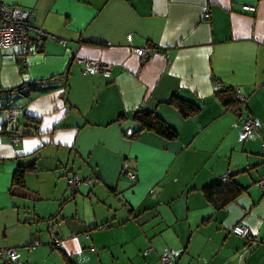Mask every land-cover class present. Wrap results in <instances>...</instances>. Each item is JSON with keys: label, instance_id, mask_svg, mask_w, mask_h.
Wrapping results in <instances>:
<instances>
[{"label": "crops", "instance_id": "0c3cea01", "mask_svg": "<svg viewBox=\"0 0 264 264\" xmlns=\"http://www.w3.org/2000/svg\"><path fill=\"white\" fill-rule=\"evenodd\" d=\"M7 2L59 39L41 40L24 64L0 50L1 88L59 82L12 96L30 97L16 117L39 118L36 133L17 143L0 133V248H14L12 264H163L162 254L171 264H264V0ZM142 46L146 60L134 51ZM75 57L110 71L84 74ZM224 86L245 104L227 109L215 95ZM172 94L198 113L183 118ZM139 108L177 137H131ZM247 116L257 131L243 138ZM18 166H29L23 187L12 184ZM74 175L91 179L68 184ZM223 175L247 190L218 207L202 188ZM235 224L249 236L232 233Z\"/></svg>", "mask_w": 264, "mask_h": 264}, {"label": "built area", "instance_id": "2783aa9c", "mask_svg": "<svg viewBox=\"0 0 264 264\" xmlns=\"http://www.w3.org/2000/svg\"><path fill=\"white\" fill-rule=\"evenodd\" d=\"M243 8L248 11H255L256 9L255 6L252 5H244ZM203 17L204 19L209 18V12L207 10ZM32 19V12L16 7H8L0 0V48L4 51V57L22 61L24 64L26 56L37 49L38 43L41 40L45 38L59 40L55 35L35 26L32 23ZM134 51L142 60L148 59L152 52L151 48L148 46L136 47L134 48ZM75 58L78 62L83 64L82 72L84 74L89 73L91 70L104 73H109L110 71V66L106 63L86 58ZM54 84L57 85L58 83ZM40 85L46 88V90H49L48 88L53 86L49 83ZM237 98L241 102H245V97L240 94L238 90ZM16 121V110L15 108H10L7 110V115L2 120L0 128L1 132L6 135L7 132L11 131L12 124ZM253 131H257V125L250 116H247L242 125L241 136L247 138ZM9 138L13 143H17L20 139V137L15 135H9ZM130 178L132 180L136 179V174L134 172L130 173ZM90 179V177L81 179L78 176H74L73 178L68 179V184L76 185L81 181L88 183L90 182ZM224 179L225 175L222 176V180ZM259 184L262 185L263 181ZM231 232L243 238L249 236V228L244 224H235L231 228ZM57 239L58 238L55 237L53 242L56 243ZM36 243L38 242L36 241L35 244ZM148 250L149 249H147V251ZM14 251L15 250L12 247L0 248V258L3 264H12L10 257L14 254ZM160 260L163 264L170 263V260L166 255L162 256Z\"/></svg>", "mask_w": 264, "mask_h": 264}, {"label": "trees", "instance_id": "16d2710c", "mask_svg": "<svg viewBox=\"0 0 264 264\" xmlns=\"http://www.w3.org/2000/svg\"><path fill=\"white\" fill-rule=\"evenodd\" d=\"M22 67L24 68V65H22ZM48 83L53 85L52 87H50L51 89L54 88L55 86L54 83H58L57 85H59V82L57 80H51V78L45 80L27 82L15 87L1 88L0 97L2 99L3 98L6 99V104H7L6 108L7 110H9L10 107H8V102H10L13 95L22 94L29 96L30 94L37 91H41V90L46 91V88L42 87V85L40 84H48ZM50 88L48 89L50 90ZM215 95L218 96L222 104L227 109L237 110L241 107V105L245 104V102H241L240 100H238L237 89L231 86H224L220 89L217 88L215 90ZM168 103L176 107L179 114L183 118H189L197 114L200 109V106L197 105L196 103L180 98L175 94H172L171 98L168 100ZM23 117L26 121L24 123V126L31 127L34 130V133H36L40 119L34 116H30L26 113L23 114ZM132 117L133 120L137 122L138 128L131 133V137H134L138 135L140 132L145 130L153 131L167 139H175L177 137L178 134L177 131L172 126H170L155 110H147V109L139 108L132 112ZM21 128H22V123H20L19 119H17V121L14 124H12V127L10 129L11 131L7 132L6 135L8 136L15 135L21 138V133H20ZM0 133L4 134L1 132V129H0ZM22 134H23L22 136L25 137L28 134H30V132H22ZM262 148H263L262 156L264 158V140L262 143ZM27 167L29 166H18L16 172L13 175L12 184L23 187L24 173ZM261 181H263L262 185L259 184ZM257 183L258 186L262 188L264 186V179L263 178L260 179ZM246 190L247 187L237 182L232 175L231 176L225 175L224 180H222L221 177L219 181L205 185L202 188V192L206 197V199L218 207H224L225 205L233 202L240 194L246 192ZM64 255L67 258L65 253ZM164 255L168 256L169 258V255L167 254L160 255V258ZM68 261L70 262L69 259ZM171 263L172 262L170 261L169 264Z\"/></svg>", "mask_w": 264, "mask_h": 264}, {"label": "rangeland", "instance_id": "374dc122", "mask_svg": "<svg viewBox=\"0 0 264 264\" xmlns=\"http://www.w3.org/2000/svg\"><path fill=\"white\" fill-rule=\"evenodd\" d=\"M2 2L4 1V2H6L7 0H1ZM8 1H10V2H7V3H11V0H8ZM0 50H2L1 48H0ZM0 89H1V86H0ZM54 90H56V89H54ZM49 92H51V91H49ZM49 92H44V93H41V94H39V95H36V96H32V97H34L35 99L36 98H40V97H43L44 95H47V94H49ZM30 97L29 98H26V97H21V96H15V97H13L11 100H10V102H8V107H10V108H15V110H16V108L18 109V110H21V112L23 111L22 109H23V107L24 106H26V108H27V106H28V104H30ZM5 103V104H4ZM0 105H4V106H6V99L5 98H3V99H1L0 98ZM3 107H0V116L2 115V114H5V113H7V111L5 110V109H3V110H1ZM2 118V117H1ZM2 121V120H1ZM0 121V122H1ZM32 128L31 127H27V126H24L23 124H22V128H21V130H20V133H21V139L23 138V134H22V132H27V131H30ZM245 170H246V168H244ZM255 168L252 166L249 170L250 171H253ZM245 172H248L247 170L245 171ZM75 176V175H74ZM74 176H71V177H68V178H73ZM80 177V176H79ZM86 177L87 176H82V177H80L81 179H86ZM89 177V176H88ZM87 177V178H88ZM222 177V176H221ZM83 182V183H82ZM81 184H85L84 183V181H81L80 182ZM80 183H78V184H80ZM134 187V186H133ZM133 188H130L129 190H132ZM69 191H71V189H69ZM151 191V190H150ZM136 194L135 195H137V194H141L142 192H139V191H136L135 192ZM53 229V228H52ZM54 230V229H53ZM46 231L49 233V228L48 229H46Z\"/></svg>", "mask_w": 264, "mask_h": 264}]
</instances>
